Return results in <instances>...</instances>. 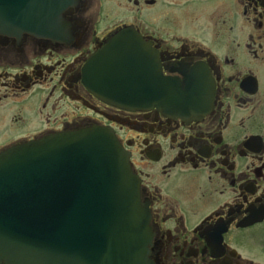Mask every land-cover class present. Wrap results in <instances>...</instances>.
<instances>
[{
	"label": "flooded vegetation",
	"instance_id": "flooded-vegetation-1",
	"mask_svg": "<svg viewBox=\"0 0 264 264\" xmlns=\"http://www.w3.org/2000/svg\"><path fill=\"white\" fill-rule=\"evenodd\" d=\"M65 18L64 39L0 33V151L111 128L153 264H264V0H75ZM125 27L176 82L178 108L122 109L85 85L87 59Z\"/></svg>",
	"mask_w": 264,
	"mask_h": 264
},
{
	"label": "water",
	"instance_id": "water-1",
	"mask_svg": "<svg viewBox=\"0 0 264 264\" xmlns=\"http://www.w3.org/2000/svg\"><path fill=\"white\" fill-rule=\"evenodd\" d=\"M75 0H0V33L64 39ZM84 83L123 109L179 107L130 28L86 61ZM148 206L113 130L92 125L0 152V264H152Z\"/></svg>",
	"mask_w": 264,
	"mask_h": 264
},
{
	"label": "rangeland",
	"instance_id": "rangeland-1",
	"mask_svg": "<svg viewBox=\"0 0 264 264\" xmlns=\"http://www.w3.org/2000/svg\"><path fill=\"white\" fill-rule=\"evenodd\" d=\"M105 27V25H103V21L100 23V25L97 27L98 31L102 30Z\"/></svg>",
	"mask_w": 264,
	"mask_h": 264
}]
</instances>
